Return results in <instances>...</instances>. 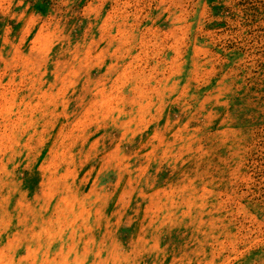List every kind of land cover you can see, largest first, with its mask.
Instances as JSON below:
<instances>
[{
	"label": "rangeland",
	"instance_id": "obj_1",
	"mask_svg": "<svg viewBox=\"0 0 264 264\" xmlns=\"http://www.w3.org/2000/svg\"><path fill=\"white\" fill-rule=\"evenodd\" d=\"M0 264H264V0H0Z\"/></svg>",
	"mask_w": 264,
	"mask_h": 264
}]
</instances>
